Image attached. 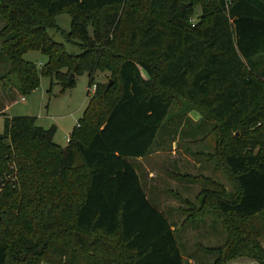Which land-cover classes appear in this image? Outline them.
I'll return each mask as SVG.
<instances>
[{"label":"trees","instance_id":"1","mask_svg":"<svg viewBox=\"0 0 264 264\" xmlns=\"http://www.w3.org/2000/svg\"><path fill=\"white\" fill-rule=\"evenodd\" d=\"M60 13L71 16L68 32L55 22ZM0 17L7 75L21 93L42 77L64 92L84 73L94 87L64 147L53 142L55 126L5 119L0 264H184L173 225L131 161L152 153L179 99L215 123L218 157L236 188L228 198L206 179L214 189L199 193V216L215 213L234 235L206 252L216 255L213 264L240 256L263 262L264 0H0ZM50 28L81 52H67ZM29 51L45 62L26 61ZM106 71L111 82H95Z\"/></svg>","mask_w":264,"mask_h":264},{"label":"rangeland","instance_id":"2","mask_svg":"<svg viewBox=\"0 0 264 264\" xmlns=\"http://www.w3.org/2000/svg\"><path fill=\"white\" fill-rule=\"evenodd\" d=\"M200 14L201 8L196 6L192 21L196 22ZM55 22L61 30L68 32L71 16L60 13L55 17ZM0 24L1 30V17ZM47 32L55 41L63 43L67 52H81L78 45L65 41L60 31L50 28ZM23 58L36 65L46 60L38 51H29ZM8 66V60L0 48V131H3L6 118L35 117L37 126L44 129L55 126L53 142L66 146L67 138L76 127L94 91L93 86L88 87L87 74L75 76L74 86L64 92L55 79L42 77L37 89L23 94L18 88L15 75H7ZM258 70L264 71V59L260 60ZM110 77L108 71L97 73L95 82L110 83ZM217 141L215 123L203 119L196 107L179 99L171 103L155 136L152 153L142 159H131L150 202L173 225L184 264H213L216 255L207 253L206 249L225 248L234 236L233 232L224 228L215 213L208 210L199 216V212H196L200 207L199 193L203 189H214L206 179L220 184L228 198L236 194L232 177L218 157ZM176 175L187 176L186 179H179ZM184 200L191 202L194 209ZM211 208L213 202L210 199L205 210ZM190 214L193 215L191 219ZM258 242L264 251V240L260 238ZM225 264L260 263L248 256H240L227 260ZM261 264H264V259Z\"/></svg>","mask_w":264,"mask_h":264},{"label":"water","instance_id":"3","mask_svg":"<svg viewBox=\"0 0 264 264\" xmlns=\"http://www.w3.org/2000/svg\"><path fill=\"white\" fill-rule=\"evenodd\" d=\"M73 76H74V74L71 73V74H70V78H73ZM1 220H2V219H1V216H0V222H1Z\"/></svg>","mask_w":264,"mask_h":264},{"label":"crops","instance_id":"4","mask_svg":"<svg viewBox=\"0 0 264 264\" xmlns=\"http://www.w3.org/2000/svg\"><path fill=\"white\" fill-rule=\"evenodd\" d=\"M1 25V24H0ZM3 26V25H2ZM13 89L11 88V91H12ZM0 95H1V93H0ZM23 98V97H22ZM22 98H21V100H22ZM145 158V157H144ZM139 159H142V158H139Z\"/></svg>","mask_w":264,"mask_h":264},{"label":"built area","instance_id":"5","mask_svg":"<svg viewBox=\"0 0 264 264\" xmlns=\"http://www.w3.org/2000/svg\"><path fill=\"white\" fill-rule=\"evenodd\" d=\"M22 100H23V98H22ZM68 139H69V137L67 138V141H68Z\"/></svg>","mask_w":264,"mask_h":264}]
</instances>
